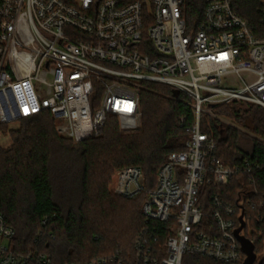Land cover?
Segmentation results:
<instances>
[{
    "label": "built area",
    "instance_id": "1",
    "mask_svg": "<svg viewBox=\"0 0 264 264\" xmlns=\"http://www.w3.org/2000/svg\"><path fill=\"white\" fill-rule=\"evenodd\" d=\"M204 6L195 18L185 0H0V126L48 113L61 136L83 142L101 135L111 119L125 135L140 132L146 84H164L190 99L194 123L181 118L185 148L166 157L154 187L142 167L118 173L117 196H145L141 211L147 227L130 264H183L188 254L243 264L246 256L234 235L242 225V207L240 234L253 243L263 237L256 220L264 196L253 175L264 162L220 161L203 114L220 121L218 107L264 109V37L252 33L232 0H205ZM237 177L249 182L238 206L215 194L210 213L215 228L203 227L201 188ZM153 223L165 224L163 237ZM16 238L0 212V264L51 262L45 254L16 252ZM117 261L107 256L88 264Z\"/></svg>",
    "mask_w": 264,
    "mask_h": 264
},
{
    "label": "trees",
    "instance_id": "2",
    "mask_svg": "<svg viewBox=\"0 0 264 264\" xmlns=\"http://www.w3.org/2000/svg\"><path fill=\"white\" fill-rule=\"evenodd\" d=\"M204 1L185 0L189 15L200 18ZM232 4L252 33L263 38L264 0H232ZM162 88L145 85L141 94L144 130L130 135L121 133L116 119L109 120L101 135L83 142L61 136L48 113L20 121V127L11 132L12 145L8 149L0 146V212L17 231L16 252L45 254L51 258L49 264H88L107 256L118 258L109 264L133 261L138 235L147 227L141 211L145 196L132 200L117 196V170L142 167L148 186L154 187L166 157L185 148L188 137L181 118L186 117L188 125L194 123L190 99L168 88L173 97L170 102L158 95ZM215 112L237 122L250 121L252 132L264 138L263 108L232 104ZM210 121L203 127L215 136L220 161L229 166L246 158L264 162V142L255 139L251 149H243V134ZM8 127L0 126V130ZM253 177L259 197L264 196V168ZM247 184L248 178L237 177L218 187L204 185L199 193L205 212L203 227L215 228L210 218L215 194L237 207ZM256 223L263 237L254 238V245L257 254L264 255V210ZM153 225L163 237L165 224ZM183 264L220 263L188 254Z\"/></svg>",
    "mask_w": 264,
    "mask_h": 264
},
{
    "label": "rangeland",
    "instance_id": "3",
    "mask_svg": "<svg viewBox=\"0 0 264 264\" xmlns=\"http://www.w3.org/2000/svg\"><path fill=\"white\" fill-rule=\"evenodd\" d=\"M157 85H160L161 88L163 86V90H160L158 95H161V97L165 98L166 100H169L170 102L173 100L172 96H170V94H168V86L164 85V84H159L156 83ZM155 84V85H156ZM247 109V108H246ZM216 113V112H215ZM217 114V113H216ZM221 119L219 122H222V124L225 127H233L236 130H238L241 134H243L242 136V140H241V146L243 149H251V145L254 142V140H260L262 142H264V138L258 136L257 134H254L252 132V127H250V121H236L233 120L231 117H227V116H222L217 114ZM210 119L211 117L207 116L206 114H203V122L205 124H210ZM247 123V125H246ZM20 127V122H15L14 124H12L11 126H9L7 129H1L0 130V146L2 148L8 149L12 144H11V132L14 129H18ZM144 129H142L143 131ZM123 168V167H122ZM120 168V169H122ZM120 169L117 170V174L119 173Z\"/></svg>",
    "mask_w": 264,
    "mask_h": 264
},
{
    "label": "water",
    "instance_id": "4",
    "mask_svg": "<svg viewBox=\"0 0 264 264\" xmlns=\"http://www.w3.org/2000/svg\"><path fill=\"white\" fill-rule=\"evenodd\" d=\"M179 93L180 92L178 90L173 89V94L178 96ZM248 193H250V192H248ZM239 207H242V206H239ZM242 208H243V214L239 218V220L241 221L242 225H241L240 228L234 230V235H236L239 243L241 244V249L243 250V252H244V254L246 256L245 261L243 262V264H264V260L263 259H258V255L256 253L255 245L251 241V239H248L245 236L240 234L241 231L245 227V222L243 221L244 207H242Z\"/></svg>",
    "mask_w": 264,
    "mask_h": 264
}]
</instances>
